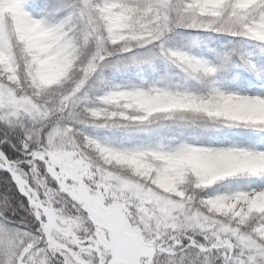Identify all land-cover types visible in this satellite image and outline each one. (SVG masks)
<instances>
[{
	"label": "clouds",
	"instance_id": "1",
	"mask_svg": "<svg viewBox=\"0 0 264 264\" xmlns=\"http://www.w3.org/2000/svg\"><path fill=\"white\" fill-rule=\"evenodd\" d=\"M0 264H264V0H0Z\"/></svg>",
	"mask_w": 264,
	"mask_h": 264
},
{
	"label": "snow or ice",
	"instance_id": "2",
	"mask_svg": "<svg viewBox=\"0 0 264 264\" xmlns=\"http://www.w3.org/2000/svg\"><path fill=\"white\" fill-rule=\"evenodd\" d=\"M11 156H14V153H12L10 149H8L7 147H5V150H4V157H5V159L7 160Z\"/></svg>",
	"mask_w": 264,
	"mask_h": 264
},
{
	"label": "trees",
	"instance_id": "3",
	"mask_svg": "<svg viewBox=\"0 0 264 264\" xmlns=\"http://www.w3.org/2000/svg\"><path fill=\"white\" fill-rule=\"evenodd\" d=\"M237 139H241V140H244V139H246L245 137H243L242 135H237V137H236Z\"/></svg>",
	"mask_w": 264,
	"mask_h": 264
}]
</instances>
